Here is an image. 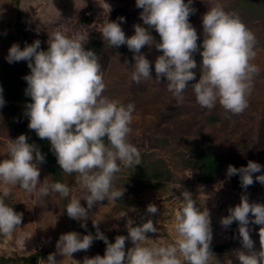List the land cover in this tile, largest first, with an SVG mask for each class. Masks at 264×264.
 I'll return each instance as SVG.
<instances>
[{
  "label": "clouds",
  "instance_id": "1",
  "mask_svg": "<svg viewBox=\"0 0 264 264\" xmlns=\"http://www.w3.org/2000/svg\"><path fill=\"white\" fill-rule=\"evenodd\" d=\"M193 0H136V7L143 9L140 19L143 25H134L135 34L127 37L121 27L126 18L107 22L102 35L110 48L126 45L133 52L135 64L131 68V80L137 84L153 79L152 64L141 52L144 46L162 51L155 60V80L166 77L167 89L176 98L182 99L189 82L196 80L197 61L194 54L202 56L199 67L200 79L191 85L197 103L202 109L212 110L217 103L227 112L242 114L249 106L248 97L254 89L253 80L260 69L251 61L257 53L255 34L235 12H227L217 4L202 17L203 43L198 44L197 30L189 21L195 9ZM159 34L160 43L151 30ZM48 49H41L36 39L21 49L14 43L8 52V63L27 61L30 74L26 96L31 103L26 105L28 127L40 139H47L57 158L58 165L66 174H76L77 183L86 189L83 199L72 198L66 206L67 215L85 221L87 227L89 210L98 202L120 200L124 191L115 189L113 181L120 172V165L131 168L141 164V155L136 146L128 141L132 131L135 105L121 104L106 95V83L97 54L86 50L84 37L74 38L61 31L49 35ZM203 49L202 51L200 49ZM5 105L3 88L0 87V108ZM7 157L0 160V235L10 237L20 228L23 214L14 211L5 202L11 195V186L18 185L35 198H44L50 193L61 197L70 195L66 183L40 181V165L45 155L24 134L8 142ZM119 162V163H118ZM261 164L249 161L247 166H228L227 176L239 174L240 184L247 189L254 184V174L262 171ZM255 181L264 184V174L255 176ZM155 204L147 206L148 214H157ZM251 214L254 219L250 220ZM101 220H93L96 234L81 235L69 232L61 235L56 248L64 257H72L78 251H87L94 240H103L106 252L103 256L85 258L83 264H210V245L213 231L210 210L201 209L198 201L188 192H183V204L175 213L173 229L175 239L166 246H143L149 240L147 233L159 229L153 220L128 228V236L118 235L111 243L99 229ZM238 222L243 250L235 256L239 264H264V204L250 203L242 195L241 203L229 208V215L221 224L228 228ZM260 225V250L254 248L249 224ZM134 247L125 251L126 240ZM46 264H57L56 253L49 254Z\"/></svg>",
  "mask_w": 264,
  "mask_h": 264
},
{
  "label": "rangeland",
  "instance_id": "2",
  "mask_svg": "<svg viewBox=\"0 0 264 264\" xmlns=\"http://www.w3.org/2000/svg\"><path fill=\"white\" fill-rule=\"evenodd\" d=\"M217 4L227 12L231 5H235V13L241 11L232 0H193L191 6L195 12L190 15L189 21L197 30L200 45L204 39L202 17ZM142 11L136 7V0H0V80L3 79L2 65L10 64L6 57L14 43L23 49L26 44L30 45L39 39L41 49L46 51L49 35L55 31L73 38L77 34L82 35L86 50H90L92 42H104L107 47H103L98 57L107 86L104 95L124 105H135L128 141L137 147L141 158L146 155V159L160 160L169 166L172 165L173 156L188 154L189 146L199 143L210 147L221 164V173L213 183L202 184L198 181L196 171L182 173L172 169L175 172L173 180H154L152 182L155 185L147 186L145 183L149 179L146 170L139 169L136 167L138 165L128 168L121 164L113 186L124 191L123 196L120 200L105 199L95 204L89 210L87 221L93 225V220H101L100 231L109 242L114 243L118 235L128 236V228L151 219L159 231L147 233L149 240L143 242V246H166L175 239V213L182 207L183 192L188 191L201 209L210 210L213 231L211 244L226 245L224 251L212 255L210 264H239L235 252L247 250L242 247L238 222H234L233 235L231 225L225 228L221 220L229 215V208L241 203L242 195H247L250 203L264 204V184L255 181V176L264 174V168L254 174V184L240 192L233 191L227 176L228 166L231 165L229 161L248 164L251 160L264 166V47L254 49L257 55L251 62L259 67L260 72L253 80L254 89L248 97V108L242 114L227 112L219 103L212 110L202 109L191 88L194 84L191 81L183 98L178 99L168 91L166 77L161 82L155 80V60L163 54L155 45L151 48L146 45L141 51L152 64L153 79L137 84L131 80L134 54H120L104 40L101 33L104 25L107 22H119L121 16L126 18V22L121 23L125 35H134V25L143 26L140 19ZM18 14L22 21L20 23L17 20ZM251 25L257 27L258 33L264 38V18L254 19ZM153 37L154 42H161L154 28ZM194 59L197 61V69L193 71L196 72L195 81L198 82L202 56L196 53ZM17 63L24 66V69L28 67L27 61L11 64ZM16 138V133L0 108V160L8 158L7 144ZM161 139L169 143L160 144L157 140ZM40 171L41 183L44 179L50 184L55 182L51 175ZM161 174L166 177L165 171ZM60 179L70 187V201L72 198L81 199V205L87 208V202L83 199L86 189L77 183L76 174L65 173ZM11 189V195L5 202L17 213H22L23 219L20 228L10 237L0 235V264H27L25 259L30 260L31 264H46L52 253H56L57 264H83L86 257L105 254L107 245L103 240L100 241L104 246L93 242L90 249L78 251L72 257L59 254L56 245L61 235L74 232L59 206L61 197L52 192L47 197L35 198L18 185L11 186ZM126 202L130 205L122 209ZM149 204L157 206V214L147 213ZM249 216L250 220L254 219L251 214ZM260 227L249 224L256 251L260 250ZM92 229L91 234L95 236L96 228ZM132 247L134 245L131 240H126L125 250Z\"/></svg>",
  "mask_w": 264,
  "mask_h": 264
},
{
  "label": "trees",
  "instance_id": "3",
  "mask_svg": "<svg viewBox=\"0 0 264 264\" xmlns=\"http://www.w3.org/2000/svg\"><path fill=\"white\" fill-rule=\"evenodd\" d=\"M235 2L236 6L241 9L240 13H237L241 20L246 24V26L255 34L257 39V44L255 48L264 47V38L258 33L257 27L251 25V22L254 19H263L264 18V0H232ZM231 2V1H230ZM235 5H231L228 8L229 12H235ZM17 9V8H16ZM19 15V14H18ZM20 22V15L17 19ZM81 21V20H80ZM23 25V24H22ZM21 25V26H22ZM80 25V24H78ZM81 26V25H80ZM144 26V25H143ZM23 34L26 33L25 27L23 26ZM256 30V31H255ZM22 32V31H21ZM153 35V29L151 30ZM262 42V43H260ZM199 44V43H198ZM90 50H94L97 54V57L100 56L103 47H107L104 42L95 41L90 44ZM117 52L120 54L133 53L129 51L126 45L116 48ZM142 51V49H141ZM8 66V67H7ZM2 75L3 79L0 80V87L3 88V97L5 100V105L1 108V111H4V116L6 121L12 126L14 132L17 135V138L24 134L28 137L29 143L36 144L42 154L45 155V162L40 165V170H43L45 174H49L53 177L55 182L59 181L64 182L60 179L62 174L65 175L63 170L60 168L57 162V158L53 151L51 150V144L47 139H40L34 130H30L28 127L29 120L25 115L26 105L31 103V98L26 96L25 90L27 88V82L24 77L30 74L29 67L24 69V66L21 67V64H7L2 65ZM5 76V77H4ZM195 81V80H194ZM191 81L192 83H195ZM160 144L167 145L169 142L166 139L157 140ZM188 154L176 155L173 156L172 165H166L163 161L146 159V155H143L141 158V164L136 166L139 169L146 170V177L149 179L145 184L155 185L152 181L154 180H173L175 178V172L186 173L187 171H196L198 181L202 184H211L215 181L217 176L221 173V164L218 159L215 157V154L212 152L209 146L194 143L189 146ZM229 164L233 165L236 168L242 166L246 167L247 163H237L234 161H229ZM171 167V168H170ZM174 169L175 172H172ZM162 171L166 172L165 175L161 174ZM165 177V178H163ZM233 191L240 192L245 189L241 187L239 174L229 177ZM146 179V180H147ZM145 185V186H146ZM250 188V186L248 187ZM57 196L61 197L59 193H56ZM70 203V195L67 198L61 197L59 206L63 209L64 217L66 218L67 224L71 226L74 232H77L83 237L93 231V225L86 221L87 227H82L81 224L85 221H78L70 218L67 215L66 206ZM129 202L123 204L122 209L128 207ZM234 222L231 224V231L234 235ZM97 244L104 246L103 242L99 239L94 240ZM226 245H215L211 244L210 249L213 254L220 253L224 251ZM126 251V250H125ZM127 252V251H126ZM27 264H31L30 260H24Z\"/></svg>",
  "mask_w": 264,
  "mask_h": 264
},
{
  "label": "water",
  "instance_id": "4",
  "mask_svg": "<svg viewBox=\"0 0 264 264\" xmlns=\"http://www.w3.org/2000/svg\"><path fill=\"white\" fill-rule=\"evenodd\" d=\"M34 259V258H33Z\"/></svg>",
  "mask_w": 264,
  "mask_h": 264
}]
</instances>
